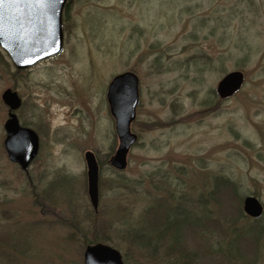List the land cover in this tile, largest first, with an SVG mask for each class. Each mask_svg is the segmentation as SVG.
<instances>
[{"label": "rangeland", "instance_id": "1", "mask_svg": "<svg viewBox=\"0 0 264 264\" xmlns=\"http://www.w3.org/2000/svg\"><path fill=\"white\" fill-rule=\"evenodd\" d=\"M62 32L56 55L24 69L0 46L2 264H84L85 246L97 242L122 264H181L173 231L152 225L158 212L193 229L220 220L204 232L197 264H264V233L242 242L257 233L247 230L251 220L220 216L225 179L264 207V0H66ZM235 70L241 89L219 98L218 81ZM124 71L138 77V139L117 171L108 163L118 140L105 92ZM7 88L22 100L20 124L39 138L25 169L3 146ZM87 150L99 163L96 210ZM147 228L143 247L127 238ZM186 240L195 247L192 233Z\"/></svg>", "mask_w": 264, "mask_h": 264}, {"label": "water", "instance_id": "2", "mask_svg": "<svg viewBox=\"0 0 264 264\" xmlns=\"http://www.w3.org/2000/svg\"><path fill=\"white\" fill-rule=\"evenodd\" d=\"M66 0H0V46L8 54L17 69L28 68L37 61L57 54L62 48V9ZM244 82V74L235 70L226 73L216 85V93L226 99L238 92ZM8 108L4 122L3 146L10 161L21 169L27 168L38 152L39 139L35 131L21 126L15 111L21 98L12 88L1 94ZM109 112L114 119V131L118 145L109 157L110 166L123 170L127 155L137 141L131 131L139 103L138 77L132 71H124L111 78L106 89ZM86 164L87 194L94 210L98 205L99 165L92 151L84 152ZM243 212L257 218L263 205L254 195H246L242 201ZM84 264H122L120 253L113 247L97 242L87 245L83 252Z\"/></svg>", "mask_w": 264, "mask_h": 264}, {"label": "trees", "instance_id": "3", "mask_svg": "<svg viewBox=\"0 0 264 264\" xmlns=\"http://www.w3.org/2000/svg\"><path fill=\"white\" fill-rule=\"evenodd\" d=\"M236 187L238 188L237 183L231 182L229 179H225V186H224V189L222 192L225 194V196L227 198V203H226V207L224 208V211H222L220 216H221V218L224 217V219L226 218L229 221H232V220L234 221L238 217L250 219L251 223L246 224V225H248L247 230L256 229L257 233H253V235L247 234V236H242L241 241L243 242V241H246L248 239H252L251 242H253V241L255 242L256 241L255 238L257 237V235L262 236V234L264 233V223H262L263 217H264V211H263L262 215L257 217V218H252V217H249L246 214H244L243 209H242V200L243 199H241L240 195L236 193ZM233 201H235V204L233 205L235 208H233L232 213L228 214L226 211L228 210V208L229 209L231 208V204ZM160 213H163V214H160ZM145 214H148V211L144 212L140 216L143 217V215H145ZM175 214L177 215V212ZM181 214L182 213L180 212L179 215H181ZM232 214H233V216H232ZM140 216H138V218ZM153 216H154V218H153L152 225L155 224V225L159 226L158 227L159 229H161L163 225L167 224V225H165V228L163 229L164 230L163 233L166 232L167 230L173 231V241L176 244L178 243V245L175 247V250L178 249V256H179V260H177L175 262H181V264H197L198 255L199 256L202 255L205 257V255L207 253L205 251H202L205 248V245H203V243L208 242V238L204 235V232L208 233L209 235H212V231H214L213 225L219 224V221H220L218 219L212 218L209 221L210 223L207 224L205 227H202L200 229H198V228L193 229V225L188 223V222H185L181 226L175 225L174 224V222H175L174 216L175 215H172V214L167 215V213L158 212L157 215H153ZM234 222L236 223L237 221L235 220ZM148 228L147 229H141L140 231L132 230V233L130 231H127V232H129V234H127V238L132 237V238L137 239L138 242L140 243L141 247H143L145 245V237L147 236L146 233L147 232L150 233L153 231V229L148 231ZM191 233H192V236L194 237V239L197 241V242H195V247H194V243L193 244L188 243L186 240V236L191 234ZM95 241H98V240H92V241H90V243L95 242ZM196 247L198 248V250H196L197 249ZM1 261L2 260H1V251H0V264H2ZM205 261L208 262L210 260L205 259ZM203 262H201L200 264H204ZM5 264H6V262H5Z\"/></svg>", "mask_w": 264, "mask_h": 264}]
</instances>
